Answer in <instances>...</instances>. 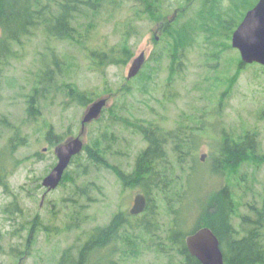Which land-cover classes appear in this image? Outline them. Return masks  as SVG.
<instances>
[{
  "label": "rangeland",
  "instance_id": "1",
  "mask_svg": "<svg viewBox=\"0 0 264 264\" xmlns=\"http://www.w3.org/2000/svg\"><path fill=\"white\" fill-rule=\"evenodd\" d=\"M162 1L163 20L158 16L137 19L132 2L119 0L113 6L105 4L97 15L80 19L81 44L51 43L66 63L65 72L45 96L37 97L33 118L27 115V100L38 86L37 75L45 70L42 62L49 53L41 25L22 37L13 47V57L0 67V118H5L8 128L19 130L17 142L12 130L0 126V264H57L64 250L72 247L75 253L94 229L131 209L135 195L143 192L138 186L125 187L118 173L131 172L144 143L118 119L152 120L167 130L185 125L186 135L197 146V164L187 161L177 172L189 190L184 229L192 230L202 208L210 207L213 195L224 190L229 192L235 228L240 217L264 206V67L241 64L239 53L230 45L225 48L227 43L219 51L221 44L205 42L197 28L199 0ZM228 2L224 0V5ZM175 20L177 28L190 35L184 38L185 51L177 60L181 66L176 72L166 57L153 61L167 44L164 25ZM127 25H133L130 35H124ZM122 39L128 42L129 58L119 63L106 58L98 72L89 51L100 48L115 57ZM141 53L146 60L140 72L127 80L131 62ZM77 94L86 98V105L79 104ZM99 98L107 99L106 110L99 121L86 126L82 140L89 145L105 128L111 131L114 143L106 167L86 166L82 157L80 163L69 165L59 186L45 194L41 182L56 163L53 148L57 145L48 143L46 134L51 131L61 142L76 137L86 108ZM226 137L237 143L249 138L248 160L238 164L233 174L229 167L213 173L212 164ZM166 153L172 163V154ZM83 186H88L87 194L75 196ZM159 215L168 222L164 210ZM259 238L264 249V219ZM124 254L110 257L111 264L179 261L174 260V251L172 259L158 257L146 243Z\"/></svg>",
  "mask_w": 264,
  "mask_h": 264
},
{
  "label": "trees",
  "instance_id": "2",
  "mask_svg": "<svg viewBox=\"0 0 264 264\" xmlns=\"http://www.w3.org/2000/svg\"><path fill=\"white\" fill-rule=\"evenodd\" d=\"M116 1L119 0H0V67L4 66L8 57H13V47L20 44L22 37L33 34L39 29V25L46 38L48 62H45L47 59L42 62L45 70L38 73V86L27 100L26 112L29 118L37 115V97L45 96V92H48L57 78H61L65 72L66 63L57 57L56 49L51 43L81 44L80 19L83 16L86 18L89 15H97L105 4L113 6ZM127 1L132 2L137 19L154 20L157 16L162 20L165 19L162 0ZM199 1L197 28L205 42H215L219 46L221 44L219 51L224 50L225 43H227L225 48L230 45L233 31L242 21L245 13L257 2V0L247 3L246 0H229L228 4L224 5V0ZM163 30L167 44L155 58L151 57V59L157 62L162 56L168 58L174 63L171 68L176 72L181 66L177 60H181L185 51L184 38L189 39L190 35H186L184 29L177 28V20L165 24ZM131 31L133 25H127L124 35H130ZM127 43L126 39L120 41L115 57L100 48L89 51V58L92 59L96 70L100 72L99 68H102L103 60L106 58L112 63H119L124 58H129ZM41 84L43 85L40 86ZM75 99L79 104L86 105V98L83 95L77 94ZM117 123L137 132L144 143V147L135 158L131 172H120L118 178L127 188L137 186L141 188L147 200L146 209L137 216H131L129 212L123 211L114 214L106 226L94 229L76 248L75 253L72 247L64 250L57 264H111L110 257L118 253L124 256L125 251L137 250L139 244L143 243L147 244V248H152L158 257L165 256L167 259H172L171 252L174 251V260L179 261H171L170 264H200L196 258L190 256L184 240L186 236L202 227L209 228L218 238L225 264L263 263L264 249L259 234L264 219V206L260 210L251 209L252 215L240 217L239 224L235 228L232 223L234 211L231 208L229 192L224 190L213 195L210 207L202 208L200 219L192 230L184 229L190 210V205L187 203L189 190L181 181L182 177L179 173L183 171L187 161H191L192 165L197 164L195 157L197 146L195 142L192 144L193 140L186 135V127L183 123V125L179 123L177 128L172 130H167L152 120L139 122L118 119ZM0 126L12 130L14 134L12 138L18 142L17 128L13 126L8 128L5 118H0ZM46 136L48 143L55 145L61 143V139L51 131ZM227 138L221 145L218 158L212 164L213 173L229 167L233 174L238 164L248 160L246 154L250 149L249 138L245 137L241 143ZM113 143L111 131L105 128L99 136L91 140L89 145H85L82 155L72 158L70 165L80 163L84 157L86 166L106 167V159L112 154ZM167 150L172 154L174 160L172 163L167 161ZM85 171H82L83 176ZM65 176L66 171L62 179H65ZM87 189L88 186L81 187L75 192V196L84 197ZM72 201L71 203L75 204L77 200ZM160 209L167 213L168 222L160 218ZM77 225L76 221L75 226ZM134 233H137L138 237L134 236Z\"/></svg>",
  "mask_w": 264,
  "mask_h": 264
},
{
  "label": "water",
  "instance_id": "3",
  "mask_svg": "<svg viewBox=\"0 0 264 264\" xmlns=\"http://www.w3.org/2000/svg\"><path fill=\"white\" fill-rule=\"evenodd\" d=\"M231 47L239 53L242 64H259L264 67V0L248 10L242 21L231 35ZM145 57L144 53L131 62L127 73V80L134 78L140 71ZM107 107V99L99 98L86 108L80 124V131L76 137L65 140L54 148L57 159L56 165L43 178L41 185L46 193L55 190L62 181L64 172L69 167L73 157L81 154L84 148L82 140L86 132V125L100 118ZM204 160V155L200 161ZM147 206L146 197L138 193L133 198V205L129 210L131 216L142 214ZM185 246L190 256L200 264H225L220 242L216 235L207 227H202L185 237Z\"/></svg>",
  "mask_w": 264,
  "mask_h": 264
}]
</instances>
